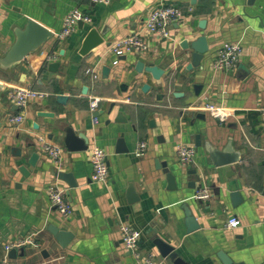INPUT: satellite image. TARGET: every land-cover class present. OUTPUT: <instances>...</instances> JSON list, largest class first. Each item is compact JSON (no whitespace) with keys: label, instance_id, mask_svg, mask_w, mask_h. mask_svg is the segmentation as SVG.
I'll use <instances>...</instances> for the list:
<instances>
[{"label":"crops","instance_id":"crops-1","mask_svg":"<svg viewBox=\"0 0 264 264\" xmlns=\"http://www.w3.org/2000/svg\"><path fill=\"white\" fill-rule=\"evenodd\" d=\"M162 3L184 14L173 26V40L145 31L149 14ZM73 11L92 22H83L82 28L78 24L70 37L60 40L64 20ZM29 19L50 29L54 38L11 70L0 67V262L145 264L152 256L171 264L154 245L160 238L187 264H223L219 253L233 264H264V115L259 112L264 108V0H0V61ZM92 30L103 43L83 56L82 44ZM133 35L142 36L148 50L117 58L110 47ZM201 36L207 37L209 52L200 68L187 71L192 58L181 45ZM229 43L241 44L240 63L231 72L215 71V57ZM139 60L160 67L164 76L155 80L146 72L137 73ZM51 64L58 68L50 71ZM145 85L150 87L147 92ZM18 87L49 96L19 109L9 100V92ZM179 93L183 96L175 97ZM59 97L67 101L60 103ZM93 97L102 99L95 113L89 110ZM204 100L235 113L220 120L198 109ZM119 112L126 123L115 122ZM19 113L25 121L17 127L10 119ZM68 129L86 135V152L68 151ZM121 135L129 153L116 152ZM197 135L201 147L196 146ZM39 138L61 149L59 162L44 153ZM229 142L241 153V161L230 168L231 178L209 164L204 148L209 143L223 150ZM32 143L37 146L29 149ZM142 143L146 149L138 155ZM95 146L108 155L106 184L92 180L90 152ZM183 146L196 151L188 167L178 156ZM16 148L22 149V157L13 152ZM32 152L40 156L36 167L28 164ZM157 161L166 163L176 177V190H168ZM22 166L30 177L22 175ZM59 173L71 175L77 186L71 188ZM52 185L66 189L72 207L67 218L51 205L47 189ZM129 185L140 198L133 204L128 202ZM204 189L210 196L197 199ZM235 192L242 198L237 206L231 197ZM186 206L200 226L192 233L187 232ZM233 217L240 225L230 229L227 223ZM122 225L142 233L138 259L124 247ZM52 229L72 233L74 239L62 248ZM32 236L37 246H12ZM13 249L15 259L9 257Z\"/></svg>","mask_w":264,"mask_h":264},{"label":"built area","instance_id":"built-area-1","mask_svg":"<svg viewBox=\"0 0 264 264\" xmlns=\"http://www.w3.org/2000/svg\"><path fill=\"white\" fill-rule=\"evenodd\" d=\"M94 3L108 4L109 0H91ZM184 19L183 11L167 3L158 5L148 16L145 23V31L148 34L157 36L164 40H173V26ZM80 22L91 23L92 19L86 15H83L79 11H73L67 15L64 20L63 30L59 34L60 40H65L70 37L76 30L77 25ZM111 52L116 55L117 58L127 56L133 53L144 52L148 50V44L144 38L140 35H133L124 39L119 40L111 47ZM243 54V48L240 43H229L225 44L224 47L218 52L212 67L215 71L231 72L234 71ZM118 64V61L115 62ZM49 95L46 92L38 91L28 87L13 88L9 92V100L17 106L19 109L25 108L28 103L32 100H43L47 99ZM100 98L93 97L89 102V110L91 113H95L99 109L101 103ZM205 103L199 107V110L211 113L213 116L220 120H224L230 116H233L235 110H231L225 107H218L216 105ZM259 112L264 115V108H260ZM25 121L23 113H19L11 117L10 122L15 126H20ZM39 143L42 146L44 153L49 156L55 162L60 161L61 149L44 143L43 138H39ZM146 149V144L142 143L136 149V154H142ZM196 151L192 147H180L178 150V156L180 164L183 167H188L194 162ZM107 152L100 147H93L90 152V161L93 168L92 180L98 184H106L109 181L110 169L108 165ZM47 196L51 202V205L56 208L63 217H68L72 214V207L66 199V189L59 186H49L47 189ZM210 196L207 189L200 190L196 198L207 199ZM240 225V220L233 217L230 218L227 227L236 228ZM121 236L126 251L132 253L135 258H139L137 249L139 243L142 240V233L129 225H122ZM28 245H36L33 236L29 239L19 241L14 248H22ZM7 247L9 251L12 247ZM37 246V245H36ZM0 264H9L8 260L0 262ZM145 264H164L162 262L155 261L152 256L146 259Z\"/></svg>","mask_w":264,"mask_h":264},{"label":"water","instance_id":"water-1","mask_svg":"<svg viewBox=\"0 0 264 264\" xmlns=\"http://www.w3.org/2000/svg\"><path fill=\"white\" fill-rule=\"evenodd\" d=\"M254 0H249L250 4ZM201 29H204L206 26V22L202 21L199 24ZM79 27H83V22L79 23ZM54 38V33L41 25L40 23L29 19L27 24L23 29H19L16 31V42L8 51V53L4 56V58L0 61V67L6 70H11L15 65L25 61L28 56L40 50L43 46H45L51 39ZM103 43L102 37L96 30H92L84 40L81 49V55L86 56L91 53L95 48L100 46ZM181 47L188 51V55L191 56L192 61L188 66L187 71H192L193 69H198L201 67L202 61L205 58L206 54L209 52V42L207 37L201 36L194 41L184 40ZM58 68V64L49 65L50 71H53ZM135 70L137 73L146 72L152 75L153 79L160 80L165 71L156 65H146L143 61H137L135 65ZM150 89L148 85L143 87V91L147 92ZM87 89H84V94H86ZM198 94V91L196 92ZM183 94H175V97H182ZM60 103H65L67 101L66 97H59ZM115 105L112 104L110 108V113L113 112ZM42 117H50L52 115L48 113H41ZM117 124L126 123L127 119L124 117L123 112H119L115 119ZM154 121L150 122V126L154 127ZM65 146L70 152H86L89 149L90 141L86 137V135L82 133H76L72 129H68L65 135ZM39 144V143H38ZM37 143H32L28 145L29 149L36 148ZM196 146H202L201 136H196ZM205 151L209 156V164L213 165L217 169H224L227 176L229 178L234 176V173L231 171V167L233 165L238 164L241 161V153L237 152L232 144L229 142L227 146L223 150H219L215 148L213 145L206 143ZM13 152H16L18 156L22 157V149L16 148L13 149ZM116 152L118 154L129 153V149L126 146L124 136L121 135V138L117 142ZM30 157L28 158V164L32 167H36L39 161V154L36 152L29 153ZM157 169H162L163 173L166 175L168 190H176L177 189V180L176 177L171 173L168 165L166 163H161L160 161L156 162ZM20 172L24 177H30V171L25 166L20 167ZM195 174V171L191 172ZM59 178L62 180H66L71 188H75L77 186L76 181L71 175H66L64 173L58 174ZM194 186V185H193ZM128 202L133 204L140 200L133 185H129L128 187ZM233 199L234 205H239L242 203V198H240V194L235 192L231 195ZM185 216H186V227L187 232L192 233L200 228L196 218L193 216L192 211L189 207H185ZM52 233L56 237L59 245L62 248H66L74 239V235L72 233L66 231H60L58 229H52ZM154 245L157 247L160 256L168 260L171 264H187L177 253L174 247L166 243L160 238H157L154 241ZM23 252L24 249H21ZM17 256V250L13 249L9 253V257L11 259H15ZM219 258L223 262V264H233V261L225 254L219 253ZM66 264V263H60Z\"/></svg>","mask_w":264,"mask_h":264}]
</instances>
